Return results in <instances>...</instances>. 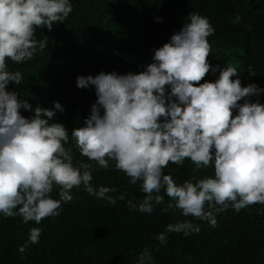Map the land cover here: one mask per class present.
<instances>
[{
	"label": "clouds",
	"instance_id": "clouds-1",
	"mask_svg": "<svg viewBox=\"0 0 264 264\" xmlns=\"http://www.w3.org/2000/svg\"><path fill=\"white\" fill-rule=\"evenodd\" d=\"M72 10L71 0H0V215L40 224L58 216L62 204L73 200L71 190L81 186L97 200L125 201L124 193L110 194L116 187L92 184V173L108 171L110 162L130 184L141 181L147 193L139 203L127 200L129 210L152 214L162 205L164 213L177 209L215 228L217 215L229 207L239 213L264 204V104L249 99L238 103L264 94V88L254 83L242 87L235 65L220 69L214 82L200 83L217 67L207 60V38L215 29L198 13L189 14L180 31L154 50L153 62L138 74L78 76L77 87H94L97 100L84 126L70 135L64 124L54 122L53 110L36 107L30 118L21 115V109L32 106L6 90L10 82L23 81L7 61H29L38 48L43 51L47 41L36 39V29L46 26L51 31ZM54 108L64 111L58 101ZM70 137L80 155L95 164H74L72 148L66 147ZM186 159L197 171L211 167L213 175L177 184L164 170ZM54 189H59V199L52 197ZM162 189L170 199L167 204ZM200 231L199 224L178 220L153 239L165 244L168 233L188 236ZM41 234V228H31L19 252L39 243ZM137 264H155L149 249L140 253Z\"/></svg>",
	"mask_w": 264,
	"mask_h": 264
},
{
	"label": "trees",
	"instance_id": "trees-1",
	"mask_svg": "<svg viewBox=\"0 0 264 264\" xmlns=\"http://www.w3.org/2000/svg\"><path fill=\"white\" fill-rule=\"evenodd\" d=\"M71 2L73 10L65 21L54 24L51 31L46 26L36 29V39L47 41L43 51L38 48L29 61H7L9 70L19 71L23 77L22 83L10 82L6 90L16 92L32 106L20 110L26 118L41 107L55 111L54 122L64 124L69 135L83 127L97 96L92 86L78 88L77 77L113 71L138 74L153 62L154 50L169 42L192 12L206 17L215 29L207 38L211 45L207 60L217 71L210 69L200 83L214 82L220 69L235 65L242 87L254 83L264 88V0ZM244 99L264 104V94L238 103ZM57 101L63 112L54 108ZM66 147L72 148L74 164H95L80 155L71 137ZM164 171L177 184L213 175L211 167L195 170L190 159L179 166L170 163ZM92 174L94 186L116 187L118 191L110 194L124 193L126 200L116 204L97 200L81 186L71 190L73 200L62 204L58 216L44 218L40 224L0 215V264H137L145 248L155 264H264V204L250 205L239 213L229 207L217 215V226L212 228L195 217H184L177 209L164 213L162 205L152 214L129 210L127 200L139 203L147 193L142 192L141 181L130 184V178L115 169L114 162L108 171L99 169ZM58 192L53 190L54 199H59ZM160 194L166 204L170 202L163 189ZM178 220H191L201 231L188 236L168 233L165 244L153 239ZM33 227L42 229L39 243L19 252Z\"/></svg>",
	"mask_w": 264,
	"mask_h": 264
}]
</instances>
